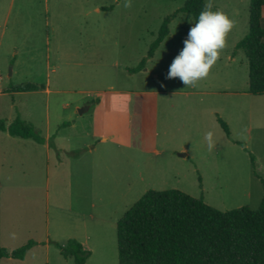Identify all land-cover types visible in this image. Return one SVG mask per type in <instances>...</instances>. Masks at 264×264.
I'll use <instances>...</instances> for the list:
<instances>
[{
  "label": "rangeland",
  "instance_id": "obj_1",
  "mask_svg": "<svg viewBox=\"0 0 264 264\" xmlns=\"http://www.w3.org/2000/svg\"><path fill=\"white\" fill-rule=\"evenodd\" d=\"M184 2L0 0V118L20 115L47 140L0 132V247L43 241L24 264H60L54 242L71 238L86 240L88 264H118L117 221L149 189H179L221 211L260 206L264 95L247 92V57L235 49L250 0H214L236 24L194 87L167 78L195 22L188 13L133 70ZM27 82L44 89L10 91ZM84 104L93 106L79 114Z\"/></svg>",
  "mask_w": 264,
  "mask_h": 264
},
{
  "label": "trees",
  "instance_id": "obj_2",
  "mask_svg": "<svg viewBox=\"0 0 264 264\" xmlns=\"http://www.w3.org/2000/svg\"><path fill=\"white\" fill-rule=\"evenodd\" d=\"M204 3V0H185L177 11L166 17L147 56L133 70H141L146 60L154 56L169 34L173 16L183 12L196 19ZM263 16L264 0H250L249 30L235 45L247 57V92L253 95H264ZM42 89L43 85L30 82L10 87L13 92ZM218 122L229 135L227 123L220 117ZM0 132L40 144L47 141L20 115L10 122L0 118ZM71 153L78 155L81 150ZM250 158L255 176L260 177L255 171L254 156ZM262 183L264 187L263 179ZM116 240L118 264H264V196L256 209L242 206L221 211L206 204L202 197H193L179 189H149L118 219ZM37 244L30 239L11 250L0 247V258L24 259L27 251ZM54 244L65 259H72L75 264H85L91 254L74 238L65 245Z\"/></svg>",
  "mask_w": 264,
  "mask_h": 264
},
{
  "label": "clouds",
  "instance_id": "obj_3",
  "mask_svg": "<svg viewBox=\"0 0 264 264\" xmlns=\"http://www.w3.org/2000/svg\"><path fill=\"white\" fill-rule=\"evenodd\" d=\"M124 6L131 7V0H125ZM213 8L214 0H206L195 22L190 18L188 38L170 65L168 79L179 78L186 87H194L209 75L218 61L236 21L227 13ZM205 139L209 150L214 148L213 133L208 132Z\"/></svg>",
  "mask_w": 264,
  "mask_h": 264
},
{
  "label": "crops",
  "instance_id": "obj_4",
  "mask_svg": "<svg viewBox=\"0 0 264 264\" xmlns=\"http://www.w3.org/2000/svg\"><path fill=\"white\" fill-rule=\"evenodd\" d=\"M37 243H42L43 241L42 240H37L36 241ZM79 242H81L82 244H83V246L87 249L88 248V246H87V243H86V240H83V241H79ZM39 245L37 244V245H35V246H33L31 249H29L28 251H27V253H26V255H25V257H24V259H14V258H11L12 260H14V262H16V264H24L27 260H28V257H29V255L31 254V252H33V250H35V248L36 247H38ZM44 246H46V256L48 257V255H49V247H48V245H44ZM9 249V248H8ZM11 249H14V248H10V250ZM92 253V252H91ZM63 257V256H62ZM46 260H48L47 258H46ZM69 263H72V264H75L74 262H73V260L72 259H65L64 257H63V259L60 261V264H69ZM89 262H88V260H87V262L85 263V264H88Z\"/></svg>",
  "mask_w": 264,
  "mask_h": 264
},
{
  "label": "water",
  "instance_id": "obj_5",
  "mask_svg": "<svg viewBox=\"0 0 264 264\" xmlns=\"http://www.w3.org/2000/svg\"><path fill=\"white\" fill-rule=\"evenodd\" d=\"M9 73L10 74L12 73L11 72V69H10V72ZM92 106H93V104H84V105H82L81 107L78 108L79 114H83V113L89 111Z\"/></svg>",
  "mask_w": 264,
  "mask_h": 264
}]
</instances>
